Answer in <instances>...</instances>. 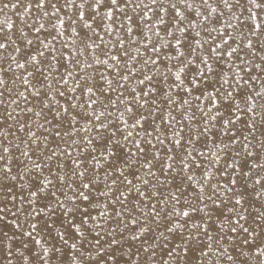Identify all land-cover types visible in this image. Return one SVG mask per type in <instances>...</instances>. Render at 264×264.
I'll return each mask as SVG.
<instances>
[{"label":"snow or ice","instance_id":"snow-or-ice-1","mask_svg":"<svg viewBox=\"0 0 264 264\" xmlns=\"http://www.w3.org/2000/svg\"><path fill=\"white\" fill-rule=\"evenodd\" d=\"M0 264H264V0H0Z\"/></svg>","mask_w":264,"mask_h":264}]
</instances>
